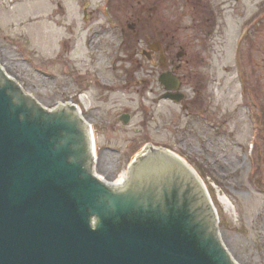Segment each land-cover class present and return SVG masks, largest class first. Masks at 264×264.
Wrapping results in <instances>:
<instances>
[{
  "label": "rangeland",
  "instance_id": "374dc122",
  "mask_svg": "<svg viewBox=\"0 0 264 264\" xmlns=\"http://www.w3.org/2000/svg\"><path fill=\"white\" fill-rule=\"evenodd\" d=\"M173 2L187 50L180 103L161 98L171 66L83 70L76 0H0V64L41 105L79 104L106 178L127 175L147 144L184 158L201 172L226 245L264 264V0Z\"/></svg>",
  "mask_w": 264,
  "mask_h": 264
},
{
  "label": "water",
  "instance_id": "95a60500",
  "mask_svg": "<svg viewBox=\"0 0 264 264\" xmlns=\"http://www.w3.org/2000/svg\"><path fill=\"white\" fill-rule=\"evenodd\" d=\"M159 79L180 102L173 73ZM19 89L0 69V264H249L184 158L147 144L113 185L94 173L81 110H45Z\"/></svg>",
  "mask_w": 264,
  "mask_h": 264
},
{
  "label": "flooded vegetation",
  "instance_id": "af4514ba",
  "mask_svg": "<svg viewBox=\"0 0 264 264\" xmlns=\"http://www.w3.org/2000/svg\"><path fill=\"white\" fill-rule=\"evenodd\" d=\"M174 6L173 0H76L75 24L84 41L83 63L79 62L89 68L83 70L114 72L149 65L171 66L175 74L182 67L187 50L180 47L176 36L179 24L174 23ZM73 25L68 26V33L74 31ZM175 75L181 87V77ZM125 113L131 119L129 112H123L120 120Z\"/></svg>",
  "mask_w": 264,
  "mask_h": 264
},
{
  "label": "bare ground",
  "instance_id": "6f19581e",
  "mask_svg": "<svg viewBox=\"0 0 264 264\" xmlns=\"http://www.w3.org/2000/svg\"><path fill=\"white\" fill-rule=\"evenodd\" d=\"M2 67H4V66H1V64H0V69H2ZM7 77H9L13 82H15L14 81V78L13 77H11L9 74L8 75H6ZM16 83V85L19 87V84L17 83V82H15ZM27 93V95L30 97V94L28 93V92H26ZM31 98V97H30ZM60 104H71L70 102H63V103H59V105L58 106H60ZM73 104V103H72ZM43 109H45V110H55V108H53V107H47V108H43ZM80 110H81V108H80ZM81 112H82V114H83V117L85 118V115H84V111L83 110H81ZM85 120H86V123H87V126H88V129H90V132H91V140H92V151H93V162H94V173H95V175H98L99 177H101L102 179H104L105 181H107V182H110L111 184H113V185H119V183H127V182H129V178H130V174H131V172H130V170H129V172H128V174L127 175H122V176H120L119 177V179L118 180H116V181H113L112 179H110V178H106L105 176H103L102 174H100V173H98L97 172V170H96V161H97V159H96V151H95V143H96V140H95V133H94V131H92L93 129H92V127H91V124L87 121V118H85Z\"/></svg>",
  "mask_w": 264,
  "mask_h": 264
},
{
  "label": "trees",
  "instance_id": "16d2710c",
  "mask_svg": "<svg viewBox=\"0 0 264 264\" xmlns=\"http://www.w3.org/2000/svg\"><path fill=\"white\" fill-rule=\"evenodd\" d=\"M200 174H201V172H200Z\"/></svg>",
  "mask_w": 264,
  "mask_h": 264
}]
</instances>
